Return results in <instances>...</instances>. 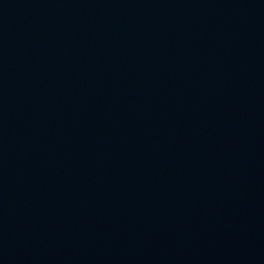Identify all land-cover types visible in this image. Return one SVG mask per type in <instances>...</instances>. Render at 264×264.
Listing matches in <instances>:
<instances>
[{
  "label": "water",
  "instance_id": "obj_1",
  "mask_svg": "<svg viewBox=\"0 0 264 264\" xmlns=\"http://www.w3.org/2000/svg\"><path fill=\"white\" fill-rule=\"evenodd\" d=\"M0 264H264V0H0Z\"/></svg>",
  "mask_w": 264,
  "mask_h": 264
}]
</instances>
